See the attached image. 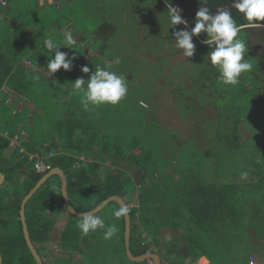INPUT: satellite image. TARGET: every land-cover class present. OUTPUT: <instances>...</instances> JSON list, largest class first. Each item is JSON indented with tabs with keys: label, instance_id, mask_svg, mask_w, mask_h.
<instances>
[{
	"label": "trees",
	"instance_id": "trees-1",
	"mask_svg": "<svg viewBox=\"0 0 264 264\" xmlns=\"http://www.w3.org/2000/svg\"><path fill=\"white\" fill-rule=\"evenodd\" d=\"M33 1L37 0L27 2L9 0L4 16L8 14L14 19L18 18L24 13L22 10L24 7L32 11ZM171 3L182 10L181 15L188 21L189 27H194L195 14L202 6L199 0H171ZM206 6L215 14L219 9L230 8L231 0H208ZM1 9L0 7V17L3 16ZM231 11L237 25L241 26L239 36L246 41L248 48L245 59L253 65V71L242 75L241 82L237 86L227 85L226 91H221L224 103L220 107L214 105L216 120H221L219 127L216 126L214 129L219 132L214 136L215 141L218 142L215 149L194 154L191 158L182 157L181 161L180 158H176L178 153L176 157L173 156V152L166 157L165 153L170 152L161 147L162 143H157V139L150 142L154 128L148 134H138L131 139L125 136V131L109 128L107 120L119 119L117 110L107 115V119H102V116H93L92 112L88 114L81 104H72V102L58 106L52 104L50 105L52 110L46 114V121L51 123L49 130L47 129L50 135H46L42 126L44 119L39 123L37 116L31 122L28 118L34 114L39 115L38 111L44 108L43 104L33 102L34 97L30 95L32 91L38 90L32 83L34 84L35 81L40 83L44 80L34 79L37 74L34 75L16 64L27 57L37 68H46L47 62L54 58V54L48 57L43 53L33 54V50L29 52L26 50L28 55L23 51L10 53L8 50L10 48L6 47L7 41L0 42L1 48L3 50L6 48L8 52L6 56L0 53V114L10 118V125L6 127L9 135L12 136L23 125L28 133V141L24 145L28 153L39 155L41 151H51L54 154L48 162L51 163L52 168L58 167L65 173L69 199L77 212H89L109 197L117 196L125 199L130 209V249L136 256L146 252L157 253L152 249V238L157 249L158 238L164 230L167 218L174 225L180 223L182 226L183 224L189 226L185 233L188 240L201 242L204 239L202 236L213 240L211 235L214 233L210 232L218 226L222 228L224 244L230 243L227 233H234L242 240L249 239L247 234L251 228L257 231L256 236H263L264 83L259 79L263 72L260 67L262 60L251 55L249 47L252 39L260 38L262 44L264 28L249 27L243 14L234 8ZM76 13L72 17L68 16L69 20L73 18L72 20L78 21ZM25 17L23 14L20 18L21 25ZM64 17L66 16L61 15L57 18L64 19ZM7 33L11 44H14L13 49L25 47L24 41L19 39L20 31L17 26L11 23L3 25L2 22L0 37ZM103 37H92L87 43H94L93 48L99 50L105 58ZM198 37L202 41L206 38V34L201 33ZM80 40L86 39L81 37ZM56 41L62 43L63 35H60ZM200 43L196 41L201 50L208 47ZM70 49L61 45L59 50L68 53ZM76 49L82 50L83 47L79 44ZM68 55L77 57L76 54L68 53ZM106 62L111 64L95 58L92 64L107 67ZM208 66L209 69L207 67L201 69L207 72L204 78L212 85L215 81L220 82L216 68L209 62ZM3 85L20 98L23 107L9 103H6L9 107L3 105L8 99L2 91ZM86 116H92V121ZM97 124L99 130L95 127ZM41 129L45 131L44 136L40 135ZM104 129L106 130L103 131ZM247 129L254 132L253 135L248 136L249 138H247ZM158 136L161 142L165 138L162 133ZM53 138H56L59 144L56 146L63 151L57 150L51 142ZM47 143L50 144L46 146ZM219 143L222 144L220 153ZM8 144V139L0 138V171L5 177V182L0 187L2 264H36L23 238L19 210L23 198L47 172L36 173L27 158H22L16 153L6 155ZM95 147H98V151H95ZM82 156L84 161L80 158ZM193 157L196 160H192ZM23 167L26 170H22ZM244 172L247 173V177H252L251 183L241 179V173ZM135 192L136 198L131 197ZM118 209V204L109 203L96 214L105 221L106 225L115 226L116 232L111 239L104 238L103 230L82 235L77 226L82 218L67 212L61 194L60 180L58 176H53L27 202L25 218L30 239L42 260L45 258L43 245L47 243L48 236L54 232L56 219L61 215H66L69 219L59 236L58 256H54L55 260L52 262L44 264H150L148 261L131 263L126 258L123 240L124 217L114 215ZM169 210V214H161L162 211ZM162 220H165V223ZM39 244L40 246H37ZM171 250L172 242H169L165 247L164 257L169 259ZM50 255L53 256V252ZM76 256H79L78 261L75 259ZM202 256L205 255L200 252L193 254L194 259Z\"/></svg>",
	"mask_w": 264,
	"mask_h": 264
},
{
	"label": "rangeland",
	"instance_id": "rangeland-1",
	"mask_svg": "<svg viewBox=\"0 0 264 264\" xmlns=\"http://www.w3.org/2000/svg\"><path fill=\"white\" fill-rule=\"evenodd\" d=\"M66 2L63 0L61 9L54 8V12L48 9V12L55 15L56 18L62 15L68 19V16L72 17L77 12L76 16L79 19L72 28L76 31L85 32L89 31L90 27L94 37L104 36L102 40L105 44L103 46L105 61L112 62L118 57L120 63L113 65L111 70L117 74L125 75L128 79V94L124 100L115 106L101 105L90 108L86 111L88 114L92 112L93 116H102V119H107V115L111 114L113 110H117L119 119L107 120L109 128L125 131L124 134L129 139L138 134H148L154 128V135H152L150 142L157 139V143H162L160 146L170 152L165 153L166 157L170 156L171 152H173L174 157L178 153L176 158H180V161L182 157L191 158L194 154L215 149L218 142L215 141L214 136L218 130L214 131V129L216 126L219 127L218 124L221 123V120H216L217 114L214 105L220 107L224 103V96L221 95V91H226L227 85L218 81L212 85L204 78L207 72L201 69H206V67L209 69L207 53L210 51L208 47H205V44L206 49L201 50V47L196 44V41H199L193 38V43L196 45L195 54L190 58H185L181 50L175 48V37L172 33L183 29L185 26L175 25L171 27L167 9L165 6L155 5L159 2L157 0H76L72 4ZM53 15L48 16V19H51ZM72 21L75 23L77 20ZM39 30L40 40L35 37L34 39L38 41L29 43L23 39L25 40V47L22 46L23 49H8L10 53L29 52L33 45L43 42V37H53V31L55 32L57 29L53 28L52 25H42ZM252 40L249 52L262 60L260 67L263 72L259 79H262L261 81L264 83V39H262V44H260V38ZM26 50L28 51L25 52ZM94 52L96 55L98 50ZM0 53L5 56L8 55V52L4 50ZM28 60L30 61L29 58ZM33 66L35 67L34 64ZM87 67L90 71L87 74L84 73L85 79L97 68L93 64ZM54 77L56 83L64 88L56 90L53 86L55 89L53 94V91L48 90V87L35 81L32 85L38 90L32 91L30 94L34 97L33 102L39 105L44 103L42 101L55 102V97L60 93L64 94L65 91L66 93L73 91L76 100L79 101L80 94L73 90V81L59 72H56ZM201 80L204 81L201 82ZM66 87L68 88L66 89ZM10 93L13 92L10 91ZM218 93L219 96L217 97ZM52 104L55 103L50 105ZM50 105H45L42 110L38 111L39 115L34 114L33 119L37 116L40 123L42 116H47V112L52 109ZM86 117L92 121V116ZM95 127L97 130L100 129L98 124ZM21 128L19 127L17 130ZM246 132L247 138L254 134L251 129H247ZM160 133L165 136L162 142L158 136ZM40 135L44 136L45 131L41 129ZM240 140L242 141L243 138L241 137ZM218 148L220 153L222 144L219 143ZM192 160H196V158L193 157ZM22 170L26 169L23 167ZM251 178L248 176L246 180L251 183L253 181ZM66 220H69L68 217ZM52 238L57 237L54 235ZM43 246L45 257L43 262L55 260L54 256H58L60 250L59 241L51 242L50 239ZM156 251H159V247ZM51 252H53V256L50 255ZM159 255L162 259L171 261V258L164 257L165 254L159 252ZM250 258L255 264L254 258L252 256ZM75 259L78 261L79 256H76Z\"/></svg>",
	"mask_w": 264,
	"mask_h": 264
},
{
	"label": "clouds",
	"instance_id": "clouds-1",
	"mask_svg": "<svg viewBox=\"0 0 264 264\" xmlns=\"http://www.w3.org/2000/svg\"><path fill=\"white\" fill-rule=\"evenodd\" d=\"M199 2L202 6L195 14L194 27L189 31L188 21L182 18V10L172 6L171 0H165L171 27L175 25L185 26L183 29L173 32L174 46L181 50L185 58H190L194 56L196 51L193 37L205 33L206 38L202 40V43L210 49L207 53L208 62L216 68L221 83L235 87L241 82L242 75L253 71V65L248 59H245L248 48L246 41L239 36L241 26L237 25L231 9L234 8L243 14L249 27L264 28V24L260 23L264 21V0H231L230 8L217 11L215 14L206 6L208 0H199ZM77 44L78 41L70 30L64 31L62 43H57L51 36L43 37L44 48L51 55L54 54V58L47 62V70L45 71L47 77H52L61 69L71 71L75 56L69 57L67 52L59 49L61 45L75 49ZM119 63L120 59L117 57L107 67L97 66L87 79L78 77L72 82L73 90L81 96V105L85 111L101 105L115 106L126 98L128 94L127 77L111 70L113 65ZM80 71L87 74L90 69L87 66H82ZM34 79H40L39 75L35 76ZM246 178L247 173H241V179ZM126 205H122L114 212V215L116 217L126 215L130 211L127 203ZM77 226L81 234L85 236L89 233H95L97 230H103L104 238L111 239L116 232L114 225H106L101 217L90 213L83 214Z\"/></svg>",
	"mask_w": 264,
	"mask_h": 264
},
{
	"label": "crops",
	"instance_id": "crops-1",
	"mask_svg": "<svg viewBox=\"0 0 264 264\" xmlns=\"http://www.w3.org/2000/svg\"><path fill=\"white\" fill-rule=\"evenodd\" d=\"M8 1L9 0H7V6H8ZM27 1L28 0H26V2ZM66 1L70 4L75 2V0H73V1L66 0ZM33 3H34V5L31 4L33 7L32 11L29 9H26V7H24L22 9L24 11V13H23L24 16H26L25 21L23 22L22 25H21L20 18L22 17L23 14L20 17L15 18V19L11 16H8V14L6 16H4L5 15L4 13L6 12L5 8L7 6L5 8H2L0 6L2 8L1 13L3 12V16L0 17V25H2V22H3V25L8 24V23L15 24L17 26V29L20 31L19 39L21 41L26 40L29 43L40 40L39 39V35H40L39 28L42 25L43 26L44 25H52L53 28L57 29V30H55V32H53V38L55 40L60 35H63L65 30L72 31L74 33L75 39L78 41L77 45L80 44L83 47V49L82 50L76 49V48L70 49L68 53L69 54H76V56H77L72 62L73 67H72L71 71H64L63 69H61V70H58L57 73L58 72L61 73L62 75H64V77H68L69 80H71L73 82L78 77H83L85 79L84 73H82L80 71V68L82 66H89L90 64H92V61H94L95 58L103 59L105 61L104 56H102V53H100L99 50L96 53V55H95V52L93 53V51L97 50V49L93 48L94 43H90V44L87 43L88 40H90L92 37H94L92 35L93 32H91L92 29H90V27H89V31H85V32L76 31L72 27L78 21H76L74 23V21L69 20L66 17H64V19L60 18L61 20L56 18L55 15L48 12V9H51L54 12L53 8H55V7L52 3V0H37V1H33ZM155 5H158L159 7H162V6L167 7L165 0H164V2H158ZM8 12H9V10H8ZM50 15L51 16L53 15V17L51 19H48V16H50ZM2 37H0V42L7 41L8 43H6V47L8 46V48H10V50H14L13 45H10L11 40L9 39V33H7L6 35H3ZM35 37H37L38 40L34 39ZM81 37L85 38L86 40H80ZM11 38L13 39V37H11ZM23 39H25V40H23ZM19 47H21V46H19ZM0 48H1V46H0ZM31 50H33V52H32L33 54L34 53H37V54L43 53L48 57H51L53 55V54L51 55L47 50H45L43 42H38V45H33ZM4 51L7 52L6 48H4ZM27 55H28V53H27ZM88 63H89V65H87ZM16 65L26 68L27 70L32 72L34 75L35 74L39 75V77L42 80H44L43 82H40V84L48 87V90L53 91V94H54L55 89L60 90V89L64 88L63 86L58 85L59 83H56L54 74L52 77H47V74L45 72L47 70L46 68H43V67L37 68L36 66L34 67L33 64L28 60V58L26 59V57L21 59ZM31 82H33V81H31ZM53 86L55 87V89L53 88ZM67 88L68 87H66V89ZM69 88H71V87H69ZM2 91L5 92V94L8 96V99L6 100V102H3L4 106L5 105L8 106V104H6V103L18 104L21 107L24 106V104L20 100V98L16 94L10 93V91H8L6 89L5 85L2 86ZM49 94H51V93H49ZM55 95H57V94H55ZM80 97L81 96H79V101H77L76 96L74 95L73 91H71L70 93H66V91H65L64 94L60 93V94H58V96L55 97V102L54 101H42V102H44L42 104H43V106L50 105L51 103H55L56 105H62V103H67V102H72V104H81V100H80L81 98ZM0 101H1V98H0ZM53 117H52V119H53ZM28 118H30V122H31V120L33 119V116H29ZM42 119H44V122L42 124L43 129L46 131V135H50V132L48 130H49V127L51 126V123H48L46 121L47 116H42ZM42 119H41V121H42ZM9 125H10V118H8V116H2V114H0V138H3L1 135L9 133L8 128H6ZM20 127L24 128L23 125H21ZM105 127H108V126H105ZM105 130L106 129H104L103 131H105ZM103 131H101V133ZM55 140H56V138H53V140L51 142L54 143V145L58 151H63L62 148L56 146L59 144H58L57 140L56 141ZM48 141H50V140H48ZM49 144L50 143H47L46 146ZM95 151H98V147H95ZM6 155H8V150H6ZM80 158L82 161H84L83 156ZM54 168H58V167H54ZM132 171H134V170H132ZM161 180L164 181V179H162V178H161ZM136 188H137V186H136ZM136 195H137V193L135 192L134 194L131 195V197L136 198ZM124 201H125V199H124ZM186 209H182V210L185 211ZM164 213L169 214L170 210L167 212H165V211L161 212V214H164ZM175 217H177V216L175 215ZM66 218H67L66 215H61L56 219L55 230L53 233H51L48 236V238H47L48 241H50V239H51V242L52 241L53 242L59 241V236H60L62 230H64V227L67 223ZM176 220H178V219H176ZM162 222L165 223V220H162ZM184 222H185V220H184ZM176 223H177V221H176ZM187 228H189V226H185L184 224L182 226L180 223L174 225V224H172L171 220L169 218H167L166 225L164 226V230L162 231V233H160L159 238H158L159 246H157V247H159V251H157L158 253H156V254L159 255V252L164 253L165 247L169 244V242H172V250H171V255H170V258H171L170 263L171 264H248V262H249L248 259L251 256L254 258L255 264H264V227H262L263 236H260V235L256 236L255 232H257V231L255 230V228H251V229H249V232L247 234V237L249 239H245V240L240 239L239 237L234 235V233H227V237L229 236V238H230V243H228V244H224V242H223L222 235H221L222 228L220 226L215 227L213 232L211 230L210 233H214V235H211L213 237V240H210L206 236H202L204 239L201 242L199 240L196 241L194 239L188 240L185 237V233H186ZM252 229H254V230L252 231ZM54 235L57 238H52ZM153 240L154 239L152 238V249L157 250L155 247L156 245L154 244ZM199 252L205 256H202L198 259H194L193 254H198ZM159 256L162 259L161 255H159Z\"/></svg>",
	"mask_w": 264,
	"mask_h": 264
},
{
	"label": "water",
	"instance_id": "water-1",
	"mask_svg": "<svg viewBox=\"0 0 264 264\" xmlns=\"http://www.w3.org/2000/svg\"><path fill=\"white\" fill-rule=\"evenodd\" d=\"M53 176H58L61 184V194L62 198L64 201V204L66 206L67 212L77 218H82L83 214L82 212H77L74 207L72 206L69 195H68V189H67V179L63 171L59 168H52L50 171H48L36 184L35 186L28 192V194L23 198L21 205H20V211H19V219L21 223V228L23 232V237L26 243V246L32 255L33 259L35 260L36 264H43V260L41 259L40 255L36 251L34 245L31 242V239L29 237V232H28V227L26 223V218H25V208L27 202L30 200V198L35 194V192L40 189L45 182L53 177ZM5 182V177L0 171V187L4 184ZM109 203H116L118 204L119 208L123 206H127L125 201L117 196L109 197L106 200H104L99 206L94 208L93 210L86 212L90 214H98L107 204ZM124 217V224H125V230H124V248H125V255L126 258L131 262V263H141L148 261L150 264H161V258L158 254L153 253V252H146L142 255L136 256L132 253L130 249V236H131V221H130V216L129 212L126 215H123ZM0 264H2V256L0 253Z\"/></svg>",
	"mask_w": 264,
	"mask_h": 264
},
{
	"label": "built area",
	"instance_id": "built-area-1",
	"mask_svg": "<svg viewBox=\"0 0 264 264\" xmlns=\"http://www.w3.org/2000/svg\"><path fill=\"white\" fill-rule=\"evenodd\" d=\"M160 1L164 2V0H160ZM52 3L55 9H61V7L63 6V0H52ZM0 6L2 8H5L7 6V0H0ZM188 30L189 31L191 30L189 25H188ZM193 38L201 42L197 36H194ZM1 136L3 138L8 139L9 141L8 147L6 149L8 150V155H12L16 153L20 155L22 158H27V160L32 164V167L36 173H46L52 168L51 163L48 162L50 158L54 157V154L51 151H46V154L45 151H42L41 154L39 155L28 153V151L24 146L28 141V133L24 128L17 130L12 136L9 135V133ZM161 264H171V263L164 259H161ZM249 264H253L252 258L249 259Z\"/></svg>",
	"mask_w": 264,
	"mask_h": 264
},
{
	"label": "bare ground",
	"instance_id": "bare-ground-1",
	"mask_svg": "<svg viewBox=\"0 0 264 264\" xmlns=\"http://www.w3.org/2000/svg\"><path fill=\"white\" fill-rule=\"evenodd\" d=\"M20 211V210H19ZM19 221H20V219H19ZM21 224V223H20ZM22 229V228H21ZM23 233V232H22ZM30 237V236H29ZM24 238V237H23ZM32 242V241H31ZM33 244V243H32ZM32 256V255H31ZM43 264H44V262H43Z\"/></svg>",
	"mask_w": 264,
	"mask_h": 264
}]
</instances>
